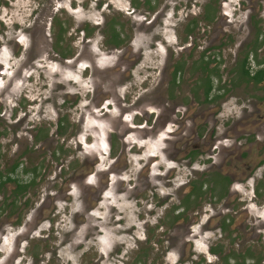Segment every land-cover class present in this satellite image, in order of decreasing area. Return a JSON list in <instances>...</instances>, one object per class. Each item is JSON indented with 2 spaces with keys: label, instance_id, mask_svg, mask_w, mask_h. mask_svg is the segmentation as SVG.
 Returning <instances> with one entry per match:
<instances>
[{
  "label": "rangeland",
  "instance_id": "374dc122",
  "mask_svg": "<svg viewBox=\"0 0 264 264\" xmlns=\"http://www.w3.org/2000/svg\"><path fill=\"white\" fill-rule=\"evenodd\" d=\"M133 1L134 3L132 0H0V44L4 45L5 52L0 55L4 59L2 62L6 63L10 59L12 72L30 54L28 63L38 66L27 72L25 82H18L16 88L20 87V95H17V99L6 100L7 104L10 103L9 109L2 101V111L6 110L10 114L12 110L14 115L19 111V117H23L25 113L28 116L19 126L10 127L0 140V155L5 167L21 159L22 154L24 167H39L34 188H29L28 194L15 207L11 203L12 195L8 197L13 185L6 186V203L0 213V251H3L0 253V264H84L94 258H99L101 264L131 263V252L135 250H132L134 242H131L130 235L124 236V241H129L124 247V251L129 254L124 255V259L114 262L107 257L121 252L123 247L120 248L121 245L118 244V248L113 249V242L117 243L123 238L119 234L130 232V222L134 221L136 225L137 218L144 220L143 222L148 220L144 208L140 205L137 207V201L148 195V190L133 199L128 206L124 200H128L130 194L126 193L123 200L116 201L120 183L117 181L114 184L115 198L112 197L109 202L114 207L110 206L108 209L110 214L116 212L120 217L123 225H118L114 224L118 217L109 215L107 207L100 201H95L91 208L86 205L88 196L85 190L91 192V189L85 188L84 181L88 176L92 177L90 174L95 171L97 163L105 173H109L110 180L105 176L104 183L107 188L118 177L132 180V174L138 167L132 160L135 157L134 153L130 154L129 146L133 152L138 150L139 145L134 132L126 133L129 134L127 138L122 137V129L129 128L123 122L129 121L132 127L143 124L147 120L144 112H151V122L146 127V142L149 143L157 133L156 128L152 129L157 117L164 113L165 108L175 111L179 84L172 89L168 80L170 75L173 77V69L179 62V43L182 34H185L179 25H184L189 20L186 17H191L192 13L201 12L206 0H149L151 6L160 1L163 5L158 9L163 10V16L157 20L156 25L155 22L153 24V16H147L148 20L144 22L129 14L128 9L132 10L133 7L137 12L144 13V0ZM220 2L222 0L217 3L216 10V17L219 19L223 14ZM178 3L182 4L180 8ZM234 5L225 6L230 15L237 13V6ZM251 15L250 19L255 23L256 6ZM245 20V14H234L230 19L231 27L226 26L225 31H233L231 36L239 38L248 31H255V26L251 30L243 25ZM142 22L143 25L139 28ZM150 22L152 25H148ZM260 22V31H264V20ZM114 25L123 41L119 50L113 49L108 40V33ZM198 26L200 32L195 33L201 35L205 25ZM60 28L64 31L59 32ZM251 35L253 33L248 37ZM192 41L187 38L183 43L189 46ZM55 43L59 54L73 56L71 68H66L62 60L52 53V45ZM128 44L134 52L133 56L126 53L130 48ZM234 52L231 54H235ZM260 55L264 57V45ZM183 57L190 56L185 52ZM119 59L125 62L134 59L135 63L130 68H123L124 77L117 80L115 71H122V67L116 64ZM190 62L192 61L189 60L188 63ZM92 63L102 67L101 74L93 75L92 70L98 71L95 67L92 69ZM232 65L233 63L218 67L222 85L227 74L225 71ZM87 66L90 68L84 72L83 69ZM162 69L166 83H160L158 78ZM215 71L218 73V69ZM214 83L218 85L217 82ZM186 88L188 91L181 92L179 99L184 98L188 102V92L192 93L193 90L192 84H187ZM59 124L64 128L63 136L57 133ZM171 129L175 130L176 127H170L169 130ZM40 131L43 134L39 135ZM35 137L40 139L39 145H34ZM110 140L113 141L112 148ZM124 140H127L125 144ZM151 145L153 144H145L144 148L153 151L154 147ZM59 147H62V153H57ZM124 149L127 151L125 164L122 162ZM158 151L159 149L154 150L156 155L159 154L156 159L159 168L165 169L167 160L161 158L163 155ZM112 153L117 155L116 158H113ZM144 156L139 164L153 160ZM91 159L93 163L85 165ZM30 177L19 172V177L17 175L16 178L28 182ZM99 184L101 185L97 183L93 187L95 191ZM132 184L133 182L123 184L121 188H132ZM58 194L63 198L60 199ZM174 194L172 203L177 205L179 191ZM0 201H3L2 196ZM34 221H37L35 226ZM155 225L154 221L149 227L139 224L133 231L132 236H149L148 240L152 239L147 244H141L140 251L151 248L152 251L162 252L167 247L165 243L156 242L158 234L154 232ZM119 228L123 229L118 230ZM87 251L88 253H84ZM102 252L105 254L102 255Z\"/></svg>",
  "mask_w": 264,
  "mask_h": 264
},
{
  "label": "flooded vegetation",
  "instance_id": "af4514ba",
  "mask_svg": "<svg viewBox=\"0 0 264 264\" xmlns=\"http://www.w3.org/2000/svg\"><path fill=\"white\" fill-rule=\"evenodd\" d=\"M218 2L219 0H206L201 12L192 13L191 17H186L189 20L184 25L183 23L179 25L187 36L182 34L179 43V62L173 69V77L170 75L168 80L172 89L179 84L178 101L175 103V111L172 108H165L164 113L157 117L156 123L152 125V129L156 128L157 133L151 137V143L146 142V127L151 122L149 116L151 112H144L147 120L143 124L132 127L129 121L123 122L127 123L129 128L122 129V137L127 138L129 134L126 133L132 132L136 137L135 132H143L144 134L139 136L140 139L136 137L139 147L153 144L151 146L154 150L159 149L158 152L163 155L161 158L167 160V168H159L156 160L159 154L156 155L154 150H146L145 147L139 152L140 149L137 147L138 150L131 152L129 146L130 154L134 153L135 157L132 160L138 167L132 174V180L118 177L107 188L104 183L105 176L110 180L109 173H105L98 163L95 171L90 174L92 177L88 175V178L85 177V188L91 189V192L85 190L88 196V200L85 201L89 208L93 207L95 201H100L107 209L113 206L109 202L112 197L115 198L114 184L117 181L120 183V190L116 193L115 200L120 201L126 193H129V199L124 200L128 206L132 204L133 199L148 190V195L137 201V207L140 205L144 208L148 220L143 222L144 220L137 218L136 225L134 221L130 222L132 224L130 232L119 234L123 238L117 243L113 242V249H117L119 245L120 248L123 247L121 252H115L113 256L107 257L109 260L118 262V259H124L123 256L129 254L124 251V247L129 242L124 241V236L130 235L131 242H134L132 250H135L131 252L133 256L129 259L132 260L130 264H264V57L260 55L264 45V31H260L259 28V23H262L260 21L264 20V0H222L220 10H223V14L220 19L216 17ZM143 4L144 13L137 12L133 7L132 10L128 9L129 14L134 19H142L144 22L148 20L147 16H153L152 21L156 25L157 20L163 16V10H158L163 6L161 1L151 6L149 0H144ZM229 4H236L234 5L237 6L236 9L234 8L236 12L246 15L243 25H247L251 30L255 26L256 30L248 31L240 38L232 37L233 31H225L226 26L231 27L230 19L237 14L230 15L227 12L225 6ZM177 5L179 8L182 6L181 3ZM254 6L257 14L255 23L250 19ZM151 22L148 25H152ZM199 24L205 25L201 35L195 33V31L200 32ZM142 25L143 22L139 28ZM60 31L64 30L60 28ZM250 33L253 35L248 37ZM108 34L111 47L119 50L123 41L115 25L110 28ZM184 37L193 40L189 46L183 43ZM57 45L56 43L52 45V53L62 60L66 68H71L73 56L70 54L66 57L59 54ZM3 46L0 44V55L5 53ZM233 51L235 54H231ZM185 52L190 57H183ZM126 53L133 56L131 46ZM29 57L24 58L20 66L12 72L9 66L10 59L4 63L2 62L4 59L0 57V140L10 127L19 126L28 116L25 113L23 117H19V111L14 115L12 110L9 114L6 110L2 111V106L5 103V107L10 108V103L7 104L6 100L17 99V95H20V87L16 88L18 82L23 80L25 82L27 72L35 67L38 68L37 65L28 63ZM189 60L192 62L188 63ZM134 61L132 59L125 62L119 59L116 64L122 67V71H115L117 72L115 79L123 78V68L132 67ZM232 63L228 71H225L227 74L222 85L218 67ZM94 67L98 71L92 70L94 76L102 73L100 70L102 67L95 63L92 69ZM89 68L90 66H87L83 71ZM163 72V69L159 72L160 83L167 82H164ZM187 84H192L193 87L192 93L188 92L190 96L188 102L187 99H179L181 92L188 91ZM131 122L133 124V121ZM58 127L57 133L63 136L64 128L61 124ZM170 127L176 129L169 130ZM14 132L16 133L15 130ZM40 133L43 134V131H40L39 135ZM38 137H35L34 145H39ZM126 141L124 140V144ZM112 145L113 141L110 140L111 148ZM100 152L105 155L102 150ZM126 152L124 149L123 164L127 163ZM57 153H62V147L58 148ZM95 154L98 155L97 151ZM53 155L55 157V151ZM144 155L153 160L139 164ZM112 156L116 158L117 155ZM87 162L85 165L93 163V159ZM19 172L22 175H30L29 181L16 178L17 175L19 177ZM38 175V166L24 167L23 154L21 159H17L8 167L3 165L0 155V196L3 200L0 201V213L6 203L4 195L6 186L13 185L8 197L12 195L11 203L15 207L28 194L29 188H34ZM180 179L186 181L181 182ZM176 180L178 183H175ZM131 182H133L132 188H121V185ZM97 183L101 185L99 184L95 191L93 187ZM176 191H179L177 205L172 203ZM61 198L63 197L60 195ZM108 211L109 215L118 217L114 220V224L123 225L116 212L110 214V209ZM152 221L156 222L154 226V232L158 234L156 242L165 243L167 246L162 252L152 251L151 248L140 251L141 244H147L152 239L148 240L149 236L143 238L139 235L132 236L137 225L149 227ZM36 222L34 221L33 226ZM92 261L93 264L102 263L99 258L98 260L94 258ZM91 262L86 261L84 264Z\"/></svg>",
  "mask_w": 264,
  "mask_h": 264
},
{
  "label": "bare ground",
  "instance_id": "6f19581e",
  "mask_svg": "<svg viewBox=\"0 0 264 264\" xmlns=\"http://www.w3.org/2000/svg\"><path fill=\"white\" fill-rule=\"evenodd\" d=\"M61 74H62V73H61ZM62 76H63V75H62ZM93 116H95V115H93ZM93 116H92V117H93ZM97 117H98V116H97ZM95 120H96V119H95ZM96 121H97V120H96ZM98 121H99V120H98ZM97 126H98V125H97ZM98 127H99V126H98ZM96 128H97V127H96ZM103 129H104V128H103ZM135 133H136V137H137V138H139V136H142V135H143L142 132H140V133H139V132H135ZM137 138H135V139H137ZM139 139H140V138H139ZM143 148H144V147L142 146V147H140L139 149H143Z\"/></svg>",
  "mask_w": 264,
  "mask_h": 264
},
{
  "label": "trees",
  "instance_id": "16d2710c",
  "mask_svg": "<svg viewBox=\"0 0 264 264\" xmlns=\"http://www.w3.org/2000/svg\"><path fill=\"white\" fill-rule=\"evenodd\" d=\"M114 43V42H113ZM115 44V43H114ZM118 45V44H117ZM27 172V170H25V173ZM26 188V186H24V189Z\"/></svg>",
  "mask_w": 264,
  "mask_h": 264
}]
</instances>
